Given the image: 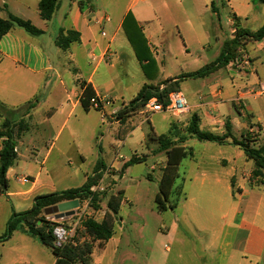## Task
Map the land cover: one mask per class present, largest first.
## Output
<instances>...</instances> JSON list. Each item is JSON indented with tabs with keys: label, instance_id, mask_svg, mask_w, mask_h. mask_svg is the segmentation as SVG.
Returning a JSON list of instances; mask_svg holds the SVG:
<instances>
[{
	"label": "rangeland",
	"instance_id": "rangeland-1",
	"mask_svg": "<svg viewBox=\"0 0 264 264\" xmlns=\"http://www.w3.org/2000/svg\"><path fill=\"white\" fill-rule=\"evenodd\" d=\"M7 1L11 4L9 7L15 12V15L29 19L37 27L42 26L46 32H55L65 23L64 19L59 20V17H52L50 20H44L43 24L42 20L39 19L37 7L33 4L22 6L21 0ZM91 1L98 12L107 13L111 17V21L104 26L107 36L102 37L98 33L96 34L97 39L103 40L104 43L113 34L112 24L119 19L125 6L133 1L134 5L129 16L126 17L125 25L142 33L143 38L144 34L149 38L148 41H145V47L140 50V55L147 57L146 59L150 62L145 66L142 62L141 64L138 63L125 33L117 32L112 40L116 55L112 60L111 57L103 60L104 63L98 68L95 78L96 83L101 87L100 89H109L108 86L113 89L108 92L101 90L102 94L106 93L109 96L112 93H120L125 101H113L112 103L109 100L108 104L105 105L106 107L101 110V113L107 112V114L102 115L104 122L101 121L102 118L100 119L101 113L96 110L91 109L87 113L78 107L74 113L68 116L65 126L57 137H55L56 129L65 119L66 112L60 118L58 113L53 116L52 121L56 123H54L55 125L46 121L50 106L55 103V96L52 97L47 92L48 88H45L44 100L34 110L28 129L27 120L30 117L25 116V113L30 112V104L22 107L21 113L18 115L14 111L0 106L1 122L6 121L14 138L19 136L17 157L8 172L9 185L11 189L12 187L25 189L30 184H22L18 177L27 176L32 180V177H35L36 173L40 171L37 189L39 194H43L80 186L86 180L85 177L92 176L95 185L91 186L90 190L100 194L98 209L90 207V196H82L78 200V208L75 209L77 214L72 218L63 220L65 224H72L78 220L76 230L80 229V234H84L82 220L93 218L101 221L106 211V202L109 196L124 190L131 203L129 204L126 199L128 204H121L113 222L115 236L121 234L119 249L124 247L132 251L135 246L142 252L151 251L163 255L166 254L164 245L168 244V240L162 234V228L169 224L172 217L181 214L182 207L180 205L173 211L167 212H159L155 209L154 196L158 190V176L161 175L165 165V153L157 142L149 139V134L159 135L170 131L173 137L184 138L188 122L177 119L181 115L177 116L171 111L150 112L143 107L127 110L120 119H117V113L128 104L132 95L146 81L144 77L146 70L149 73H156V77L150 84H160L162 88L165 86L166 79L179 77L183 72L196 70L213 61L220 52L221 43L227 38H231L235 24L238 27L254 31L264 23V3L258 0H229V3L224 0H214L218 11L214 12L209 3L205 9L202 3H195L194 0ZM5 10L7 9L5 8ZM233 13L241 17L236 21L233 19ZM179 32L186 35L184 44L187 43L188 51H184ZM197 32L209 33L207 44L203 46L197 44L195 36ZM43 38L45 37L43 36ZM258 43L259 41L247 43L246 48L249 53L252 52L254 44ZM148 44L155 49L154 53L149 50ZM161 44H164V48ZM247 50L240 49V52L238 51L235 62L237 66L242 65L240 58L243 54L249 55ZM87 54L88 51L84 45H76L70 53L60 51L58 62L61 65L60 70H62L68 90H71L72 85L74 86V84L71 85L72 81L76 83L77 80H85L93 68L94 62L88 61ZM258 54L264 55V50L259 51ZM247 76L249 77L248 71L238 72L236 69L229 71L222 67L203 78L182 79L179 83V91L182 92L187 103L190 101L200 102L199 93L206 91L207 85L211 84L215 88L237 93L238 97L255 86L253 81L247 80ZM206 99L209 97L203 98L204 101ZM227 104L232 116L235 117L232 127L233 135L252 147L257 148L262 145L264 133L256 122L264 126V94L246 95L237 103L239 108L244 105L250 107L248 113L242 108V117L236 113L230 101H227ZM251 113L253 117H251ZM122 134L125 135L122 138H117V136L121 137ZM0 140L1 149L3 137L0 136ZM200 144L202 141L195 138L187 142V145L192 147L195 156L202 158L205 154L201 150L203 145ZM50 145L53 146V149L45 158ZM131 156H144L145 161L123 168V164ZM224 157L238 159L236 152L232 156L227 153ZM44 158L45 160L42 161ZM98 160L102 161L103 164L99 165L97 173L93 174V168ZM187 162L184 160L179 165V177L175 181V186L180 183V177L186 171ZM249 181L251 184L258 182L251 180V178ZM191 184L194 183L186 180V189ZM240 184L249 187L246 181L240 180ZM263 187L259 185L255 190L260 192ZM124 195L125 193H123V197H125ZM6 198L5 195L0 198V223L7 204L9 207L11 206L10 210L13 208L16 211L27 209L30 204L29 200L19 204L16 197H8L9 200ZM169 201L170 203L175 201L173 194H171ZM206 202L201 199L202 205L208 203ZM78 214H81L79 219ZM119 217H122L121 222H119ZM140 229L144 230L147 241L146 248L141 244L143 239L137 236ZM84 238L90 239L86 233Z\"/></svg>",
	"mask_w": 264,
	"mask_h": 264
},
{
	"label": "crops",
	"instance_id": "crops-1",
	"mask_svg": "<svg viewBox=\"0 0 264 264\" xmlns=\"http://www.w3.org/2000/svg\"><path fill=\"white\" fill-rule=\"evenodd\" d=\"M224 1L229 3V0ZM38 2L39 0H21L22 6L33 4L37 7ZM194 2L202 3L205 9H207V4L209 3L211 10L218 12L214 0H204L202 2L194 0ZM133 5L132 1V3L125 6L119 19L112 24L113 34L109 39H106L105 43L103 40L97 39L96 34L98 33L102 37L107 36L106 32L105 35H101L99 30L100 28L104 30L105 24L111 21V17H109V21L99 26L96 18L103 13L96 10L91 0H59L58 7L52 17H59V20L64 19L65 23L55 32H46V29L39 26L38 28L42 29L43 33L31 35L19 27L10 28L0 37V106L12 110L18 115V113H21L22 107L30 104V112L25 113L26 115L24 114L30 117L27 120L28 129L34 110L44 100L45 88H48L47 92L52 97L55 96V103L50 106L46 121L55 125L56 123L52 121L53 116L58 113V117L60 118L66 112L65 119H63L56 129L55 137H57L65 126L68 116L74 113L78 107L82 108L79 102V96L82 91L80 86L81 81L89 83L95 95L104 96L107 94H102L101 90L105 92L113 90L111 86L107 87L109 89H100L101 87L96 83L95 77L98 68L104 63L100 59L102 53L109 48L113 52L111 60L116 55L115 49L112 46V40L117 32L121 31L124 33L122 29L123 18L128 11L132 10ZM9 6L11 4L7 0H0V18H5L7 11L12 14L15 13ZM233 14L238 19L241 17L235 13ZM39 19L44 24V20L40 17ZM70 28L79 33L80 40L70 43L66 49H63L56 44V37L59 30ZM195 36L198 45L203 46L208 43V32H197ZM179 37L183 42L184 51H188L187 43L184 44L186 42V35L183 32H179ZM144 38L145 41L149 39L145 34ZM227 39H230V37ZM224 41L221 43L220 51ZM247 43L244 45L246 50ZM76 45L85 46L88 51L87 59L89 62H94V65L85 80H77L76 83L72 81L71 85L74 84V86L72 85L71 90H68L66 81L63 78L64 75L62 74V70H60L61 65L58 62V56L60 51L63 53L72 52V49ZM148 45L149 50L154 53L155 49L150 44ZM161 46L164 48V44H161ZM244 47L241 50L244 51ZM252 49L251 53L247 50L249 55L243 54L242 58H240L242 60L244 57H249V65L242 66L243 63L240 62L242 65L237 66L235 62L238 55H236L234 62L219 68L224 67L229 71L236 69L238 72L243 70L248 71L249 77L247 76V80L253 81V84H256L259 80H264V55L258 54L259 51L264 50V39L260 40L258 44H254ZM163 53L165 52L163 51ZM136 59L140 64L141 62L143 65L149 64L148 59H144L141 62L137 57ZM246 74L248 75V73ZM144 77L146 81L142 85L152 83V80L156 77V73L148 72V74H144ZM181 80L178 81V90ZM47 84L48 86H46ZM206 88V91H202L198 95L201 101H190L188 103V112L177 117V119H183L182 121L187 123L190 116L195 113L198 117V128L217 135L225 132V122L229 121L232 132L235 117L232 116L227 101L232 103L236 113L241 117L243 116L242 108L248 113L250 107L245 105L242 108L238 107L237 103L240 100L237 97V93H230L228 90L215 88L213 84L207 85ZM216 89L220 90L218 96L215 94ZM206 96L209 99L204 101L203 98ZM109 97L112 103L113 101L123 102L124 100L120 93H112ZM105 107L104 105L103 109ZM91 109L99 113L102 112L100 109L93 107H90L89 110H83L88 113ZM105 113L107 114V112ZM105 113L100 114L101 121L104 120L102 115ZM117 117V119L122 118L118 115ZM251 117H253L252 113ZM251 123L253 122L251 121ZM256 123L260 125L261 131L264 133V126L259 122ZM1 124L0 119V126ZM124 135L122 134L121 137L117 136V138H122ZM233 137L235 136L233 135ZM18 138L19 136L14 138L16 157L18 153ZM194 138L197 139L186 132L183 142L180 143L186 148H191L192 156H187L180 161L179 165L184 160L188 162L186 163V171L183 172L184 175L180 177V183L177 186L174 184L175 190L172 194L175 197V207L164 211H173V209L180 205L182 207L181 214L172 217L169 224L162 228V234L168 240V244L164 245L166 254L159 255L151 251L142 252L135 248V246L132 251L124 247L119 249L121 234L115 236L113 229V234L109 239L103 243H99V241L93 243L89 264H264V187L260 192L255 190L259 185L264 186V179L262 182L250 183V172L253 168V163L251 159L246 157L239 145L232 143L219 144L214 141L199 140L202 141V144H200L203 145L201 150L205 154L201 158L196 157L192 147L187 145V142ZM235 138L239 139V137ZM118 141L120 140L118 139ZM51 146L47 149L45 158L49 151L53 149V146ZM234 152L237 153V160H234V157L228 159L224 157L227 153H230L232 156ZM214 153L216 154L211 155ZM80 158L83 159L82 157ZM11 167L8 168L6 173L8 181L7 190L5 193H0V198L3 195L7 197V200H9L8 197H16L19 204L22 201L29 200L30 207L33 196L39 194L37 182L40 171L36 173L35 177H32L30 185L27 188L17 189L12 187L11 189L8 175ZM160 176L158 177L160 178ZM186 180L194 183L188 185L187 189L185 185ZM240 180L248 182L249 187L241 185ZM123 193H125V197H123L120 206L122 203H131V200L127 198L126 191L123 190ZM201 199L208 203L206 202L207 204L202 205ZM10 207L8 204L5 206L6 210L2 215L0 223V235L5 231L6 222L10 214L12 211H16L13 208L10 210ZM121 221L122 217H119V222ZM137 236L143 239L141 244L146 248L147 241L145 240L144 230L140 229ZM54 263L55 258L50 249L44 246L38 238L21 229L14 230L10 237L0 242V264Z\"/></svg>",
	"mask_w": 264,
	"mask_h": 264
},
{
	"label": "trees",
	"instance_id": "trees-1",
	"mask_svg": "<svg viewBox=\"0 0 264 264\" xmlns=\"http://www.w3.org/2000/svg\"><path fill=\"white\" fill-rule=\"evenodd\" d=\"M264 3V0H258ZM59 0H39L38 14L43 20H50ZM129 11L123 18L122 29L131 44L134 53L141 62L147 57L141 54V49L145 47V39L142 33L136 32L135 28L125 25L126 17L129 16ZM233 19L237 21V17L233 14ZM12 27H19L31 35H40L43 30L31 23L29 19H23L10 12H6L5 18H0V37ZM60 31V30H59ZM264 39V23L254 31L238 27L236 24L233 28L232 37L224 41L219 55L211 62L204 64L199 69L183 73L179 77L168 78L165 80L162 88L159 85L150 83L143 84L138 92L129 100L128 104L120 110L117 115L122 117L127 110H135L144 105V103L155 96L162 103L167 102L169 94L177 89L178 81L187 77H203L215 69L225 66L235 59L238 51L244 47L247 42L260 41ZM80 40L79 33L74 29H66L58 33L56 44L66 49L70 43ZM150 62V61H148ZM145 66V65H144ZM148 74V71H145ZM81 94L79 96L80 105L84 110H89L92 107L90 99L95 95L92 86L86 81H81ZM29 105V104H28ZM98 109V108H96ZM189 135L195 136L198 140L214 141L219 144L232 143L239 145L246 157L252 160L253 168L250 172L251 180L262 182L264 179V143L255 148L250 146L244 140H239L233 137L231 125L229 121L225 122V132L221 135L213 134L208 131H203L198 128V117L194 113L190 116L188 125L185 130ZM0 136L3 137V146L0 149V193H5L8 187L6 173L8 168L13 164L16 158L15 140L10 127L6 121L0 126ZM149 139L159 144V147L165 152L166 161L162 169L161 176L158 181V190L154 196V205L157 211H165L175 207V202L170 203V196L174 193V184L179 177L178 165L180 161L192 156L191 148H186L181 142L184 138H175L170 131L165 134H149ZM145 161L144 156H131L124 164L123 168L128 165ZM103 164L98 160L93 168V174L97 173L99 165ZM95 185L92 176H87L86 180L77 187L68 188L62 191H54L49 193L37 194L33 197L32 204L29 208L16 212L12 211L7 222L5 231L0 235V242L6 240L16 229H21L28 234L38 238L40 242L50 249L55 258L54 264H89L90 256L93 249V243L99 241L103 243L113 234L114 218L118 214L120 203L123 199V190L116 194H111L106 202V211L101 221L93 218L82 220V229L90 239H85L84 234H80V229L76 230L75 235L70 241L56 247L53 244L52 224L46 219L43 214V208L62 201L78 199L82 196H90V207L98 209L100 194L92 192L91 186Z\"/></svg>",
	"mask_w": 264,
	"mask_h": 264
},
{
	"label": "built area",
	"instance_id": "built-area-1",
	"mask_svg": "<svg viewBox=\"0 0 264 264\" xmlns=\"http://www.w3.org/2000/svg\"><path fill=\"white\" fill-rule=\"evenodd\" d=\"M109 21V16L106 13L101 14L98 18H96V22L99 26H102L105 22ZM100 34L105 35V31L100 28ZM113 52L111 49L107 48L104 53H102L100 59L104 60L105 58L108 59L112 57ZM241 62L244 65H249V58H243ZM220 93L219 89H216L215 94L218 96ZM264 94V80H259L254 87H251L250 90L244 92L243 94L238 96V99L241 101L246 95H260ZM111 98L107 95L99 96L94 95L90 99V103L93 108H98L100 110L103 109V106L108 104ZM146 111L156 112V111H171L175 115L180 116L189 110V105L187 103L186 98L182 94L181 91L175 90L169 94L167 102L162 103L157 99V97L153 96L148 99L144 105L142 106ZM1 142V140H0ZM2 145V144H0ZM18 180L22 184L30 183L31 180L27 176H20ZM77 213H74L66 218L63 219H55L53 215H44L46 219L53 222L52 224V235H53V244L56 247H61L68 241L72 239L76 232V223L78 220H75L72 224H65L63 220L67 218H72ZM81 217V214H78V219Z\"/></svg>",
	"mask_w": 264,
	"mask_h": 264
},
{
	"label": "water",
	"instance_id": "water-1",
	"mask_svg": "<svg viewBox=\"0 0 264 264\" xmlns=\"http://www.w3.org/2000/svg\"><path fill=\"white\" fill-rule=\"evenodd\" d=\"M79 206L78 199L62 201L43 208L44 215H53L55 219H63L72 215Z\"/></svg>",
	"mask_w": 264,
	"mask_h": 264
}]
</instances>
